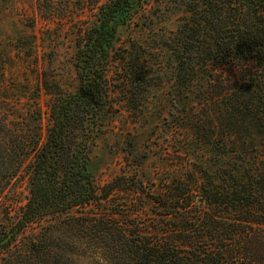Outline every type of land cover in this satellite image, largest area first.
Wrapping results in <instances>:
<instances>
[{"label": "trees", "instance_id": "obj_1", "mask_svg": "<svg viewBox=\"0 0 264 264\" xmlns=\"http://www.w3.org/2000/svg\"><path fill=\"white\" fill-rule=\"evenodd\" d=\"M167 1L185 14L155 50L173 56L182 87L208 76L215 121L194 130L227 163L195 165L156 194L125 173L97 183L93 147L121 106L122 85L145 72L140 60L150 54L122 30L151 22L163 0H36L40 16L72 34L75 85L44 67L51 38L37 41L33 25L0 43V75L4 51L36 67L42 59L24 95L43 94L48 115L42 134L38 123L24 129L0 111V178L29 165L28 196L16 215L6 212L8 226L0 223V264H264V0Z\"/></svg>", "mask_w": 264, "mask_h": 264}, {"label": "rangeland", "instance_id": "obj_2", "mask_svg": "<svg viewBox=\"0 0 264 264\" xmlns=\"http://www.w3.org/2000/svg\"><path fill=\"white\" fill-rule=\"evenodd\" d=\"M36 9V0H0V43H8L22 30L30 32L29 26L33 25L37 41L43 36L51 38L45 41L49 48L44 67L51 69L63 86L71 88L75 85L72 34L65 33L67 25L57 18L40 16ZM154 11L155 16L151 15L152 21L145 26L131 25L122 30L123 40L132 39L150 54L140 60L145 72L134 70L122 85L126 90L119 93L121 106L113 122L98 137L90 166L97 183L125 173L143 179L156 194L171 182L186 177L195 165L208 171L225 166L227 156L216 155L194 130V125H199V132L204 134L206 129H212L207 121H215L214 105L206 99L208 76H196L187 87H182L175 79L173 56L165 47L155 50L162 41H168L184 11L167 0ZM4 53L11 58L2 57L7 69L0 75V111L13 124L19 121L24 129H35L38 123L43 134L48 124L45 96L40 94L34 100L24 95V91L34 90L36 68L42 65V59H38L36 67L32 58L22 57L14 50ZM158 62L160 67L155 69L153 63ZM27 161L28 158L10 179L0 178L4 185L0 194L1 224L9 225L8 217L18 213L28 196Z\"/></svg>", "mask_w": 264, "mask_h": 264}]
</instances>
